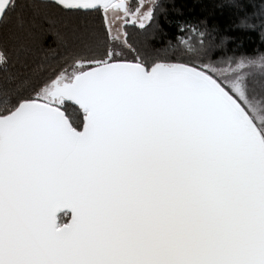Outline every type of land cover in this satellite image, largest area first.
Wrapping results in <instances>:
<instances>
[{"label":"snow or ice","instance_id":"obj_1","mask_svg":"<svg viewBox=\"0 0 264 264\" xmlns=\"http://www.w3.org/2000/svg\"><path fill=\"white\" fill-rule=\"evenodd\" d=\"M257 35L264 0H0V264H264Z\"/></svg>","mask_w":264,"mask_h":264},{"label":"trees","instance_id":"obj_2","mask_svg":"<svg viewBox=\"0 0 264 264\" xmlns=\"http://www.w3.org/2000/svg\"><path fill=\"white\" fill-rule=\"evenodd\" d=\"M192 15H195V13H192ZM229 47H231V45H229ZM261 47H264V45H262L259 36L257 35L254 36L251 41H246L244 49H242V51L247 53V52H251L255 48H261ZM239 54L240 53H237V55Z\"/></svg>","mask_w":264,"mask_h":264}]
</instances>
